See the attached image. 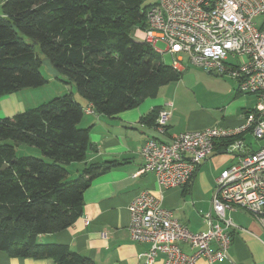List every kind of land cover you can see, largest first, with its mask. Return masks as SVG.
<instances>
[{
  "label": "trees",
  "instance_id": "16d2710c",
  "mask_svg": "<svg viewBox=\"0 0 264 264\" xmlns=\"http://www.w3.org/2000/svg\"><path fill=\"white\" fill-rule=\"evenodd\" d=\"M144 0H5L0 8V97L49 82L37 48L57 76L74 82L72 92L38 107L0 117V251L13 257L53 258L54 264H94L66 243L39 236L72 226L84 212V192L116 161L86 163L71 177L68 164L91 147L82 126L84 107L112 116L179 80L167 64L135 37L147 26ZM63 79V80H65ZM67 82V81H66ZM160 109L152 111V119ZM242 137V136H241ZM235 138L223 139L229 145ZM219 143V141L217 142ZM216 143V145H217ZM27 144L42 156L18 155Z\"/></svg>",
  "mask_w": 264,
  "mask_h": 264
},
{
  "label": "built area",
  "instance_id": "2783aa9c",
  "mask_svg": "<svg viewBox=\"0 0 264 264\" xmlns=\"http://www.w3.org/2000/svg\"><path fill=\"white\" fill-rule=\"evenodd\" d=\"M146 19L147 26L137 28L135 37L163 58L165 53L171 55L175 68L182 69L187 60L206 71L229 75L238 82L241 94L257 99L238 126L215 125L181 132L171 141L154 137L145 141L140 172H153L162 189L174 188L193 178L218 141L235 138L229 147L240 149L248 132L264 138V0H157L147 8ZM84 112L96 113L92 104ZM170 114L164 109L157 117L156 128L163 134ZM162 202L161 194L143 190L128 207L132 240L150 244L145 264H154L161 253L164 264H196L200 259L212 264L225 259L237 227L227 211L244 209L264 226V145L239 155L237 162L221 171L211 209L204 215L206 230H190Z\"/></svg>",
  "mask_w": 264,
  "mask_h": 264
},
{
  "label": "crops",
  "instance_id": "0c3cea01",
  "mask_svg": "<svg viewBox=\"0 0 264 264\" xmlns=\"http://www.w3.org/2000/svg\"><path fill=\"white\" fill-rule=\"evenodd\" d=\"M184 62L179 80L162 85L154 96L145 98L136 107L112 116L98 113L84 116L81 125L91 126L92 146L88 148L84 160L68 164L69 175H79L89 162L104 164L115 160L117 163L97 176L85 190L82 216L62 231L40 235V241L66 243L72 250L92 258L94 264H145L144 253L150 244L132 240L128 228V207L143 190L161 194L162 205L173 210L190 230L208 228L204 215L211 209L217 177L230 165H226L230 144L219 141L186 185L167 189L158 186L153 172H140L144 165L142 146L150 137L171 141L184 131L215 125L238 126L244 121L245 114L254 108L257 99L254 95L241 94L238 82L232 77L206 70L210 75H204L208 78L205 80L212 81L209 87L216 84L215 90L211 87L200 94L195 89L196 84L190 89L184 84L185 72L190 64L187 62L185 65ZM9 94L0 97L7 98L3 100L8 108L2 111V115L6 116L20 111V108L11 106L16 97ZM154 109L171 111L164 134L156 128L157 117L151 121ZM71 167H76L74 172ZM227 215L237 226L232 230L228 257L212 264H264V226L261 222L244 209L229 210ZM181 244L189 251L187 244ZM164 257V254H159L154 264H164ZM54 262L53 258L13 257L0 251V264ZM196 264L211 263L200 259Z\"/></svg>",
  "mask_w": 264,
  "mask_h": 264
},
{
  "label": "rangeland",
  "instance_id": "374dc122",
  "mask_svg": "<svg viewBox=\"0 0 264 264\" xmlns=\"http://www.w3.org/2000/svg\"><path fill=\"white\" fill-rule=\"evenodd\" d=\"M155 1L156 0H145L144 2L146 3H143V7L149 4H152ZM158 47L164 49L165 44L162 42H159ZM37 51L39 52L40 57L43 60L41 71L48 78L49 82H47L43 86L27 88L19 92H13L9 94L11 95V97H16V100H13V104H11V106L15 108H20V111H24L29 108L38 107L41 104L51 100L55 96H59V95H62L63 93H70V92H74L75 98L84 102L85 100L79 95L76 89L75 83L71 81L69 82V80L65 78H63L65 79L63 80L62 77L60 76L58 77L57 72L55 68L53 67V65L50 63V61L43 54L40 53L39 48H37ZM164 60L167 64H171L172 63L171 55H169L168 53H165ZM186 63H187V60H185L184 64L186 65ZM204 75L208 76L210 74H208L203 68L197 65H194V64H190L189 69L185 72V79H184L185 83L184 84H186L190 89H193L194 85L196 84L195 89L198 90L200 94H202V92L207 91L211 87L214 88L215 90L216 84L209 87L212 81L205 80L208 78H206V76ZM213 77L215 76L213 75ZM9 95L6 97H9ZM3 99H7V98L0 99V112H1L0 117L6 116V115H2V111L5 108H8V106H6V104L4 103ZM20 111H15V112H20ZM88 115L89 114L85 113V117ZM82 126L84 125L82 124ZM263 145H264V138L255 137L253 134L249 132L246 133L244 135V145L240 149H232L231 146L229 147V153H228L229 159L226 165L228 163L230 165L234 164L235 162H237L239 155L245 154L248 151L256 150ZM17 153L18 155L42 156V152L39 148L32 147L27 144L20 145L17 148ZM235 154L237 156H235ZM75 168L76 167H71L70 170L74 172Z\"/></svg>",
  "mask_w": 264,
  "mask_h": 264
}]
</instances>
